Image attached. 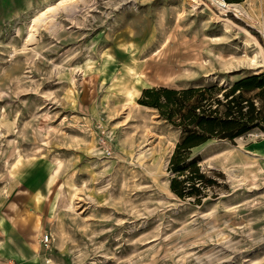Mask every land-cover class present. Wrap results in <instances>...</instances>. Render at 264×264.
Here are the masks:
<instances>
[{
    "label": "rangeland",
    "instance_id": "rangeland-1",
    "mask_svg": "<svg viewBox=\"0 0 264 264\" xmlns=\"http://www.w3.org/2000/svg\"><path fill=\"white\" fill-rule=\"evenodd\" d=\"M56 1L0 0V264H264V131L193 150L216 183L196 204L169 189L179 130L138 104L264 73L223 20L259 24L213 0H79L31 30ZM23 182L44 203L30 253L7 225Z\"/></svg>",
    "mask_w": 264,
    "mask_h": 264
},
{
    "label": "trees",
    "instance_id": "trees-1",
    "mask_svg": "<svg viewBox=\"0 0 264 264\" xmlns=\"http://www.w3.org/2000/svg\"><path fill=\"white\" fill-rule=\"evenodd\" d=\"M227 4L243 0H223ZM257 39L258 33L229 15ZM138 104L153 109L180 135L167 171L170 191L196 204L208 197L215 181L206 176L201 157L193 150L212 140L233 142L253 130L264 131V73L242 76L224 85L198 84L186 88L150 87L141 91Z\"/></svg>",
    "mask_w": 264,
    "mask_h": 264
},
{
    "label": "crops",
    "instance_id": "crops-1",
    "mask_svg": "<svg viewBox=\"0 0 264 264\" xmlns=\"http://www.w3.org/2000/svg\"><path fill=\"white\" fill-rule=\"evenodd\" d=\"M256 1L257 0H243L240 3H231L227 5H232V7H236L240 11H245L244 13L249 23L259 24L260 30L257 29V27H253V30L258 33L260 39V34H262V38H264V26H262L264 25V23H262L264 22V0H260V2ZM250 148L256 155L264 157V141L253 143L250 145ZM15 191L16 197L9 209L10 223L7 224L8 231L12 237L30 253L35 246L33 242L34 239L39 237L42 231V219L38 212L44 203L42 199H40L41 196L38 192H32L31 188L25 182L21 183ZM25 257L21 258V256L19 257V255H17V257L13 258L16 264L36 263L35 260H30V257L28 259L26 257L28 261L26 262Z\"/></svg>",
    "mask_w": 264,
    "mask_h": 264
},
{
    "label": "bare ground",
    "instance_id": "bare-ground-1",
    "mask_svg": "<svg viewBox=\"0 0 264 264\" xmlns=\"http://www.w3.org/2000/svg\"><path fill=\"white\" fill-rule=\"evenodd\" d=\"M77 1L79 0H57L55 3L53 4H49V5H46L42 10H40L39 12H37V14L32 18L31 20V25H30V29L34 30V27L40 23V22H46L48 16H50L51 14H55L56 11H59L58 9H66L68 8L70 5H74L73 3H76ZM193 3H197L198 0H191ZM216 2V0H213ZM218 4V6H220L221 8H226L227 6H229V8L231 7V10L234 11L237 15H240L242 16V11H240L238 8H235V7H232V5H226V4H223L222 2H216ZM251 3V2H250ZM249 3V4H250ZM243 5V4H242ZM228 8V9H229ZM247 9V8H246ZM245 12V11H244ZM57 13V12H56ZM234 14V13H233ZM235 14V15H236ZM244 16V15H243ZM51 18V17H50ZM241 19V17H238ZM53 19V18H52ZM253 19V18H252ZM254 20V19H253ZM259 20V19H258ZM225 25H224V31L226 32L227 29H229L230 26H234V27H237V29H241L245 34V37L243 38L242 40V44L243 46H245L246 48H249L250 46V42L252 43V46L255 47V48H258V50L254 51L252 56L249 57V60L250 62L255 65L257 64V62L259 61L260 63V66L261 65H264V51H262L259 43L254 39V37L249 34L246 30L236 26L235 24H233L232 22L228 21V20H223ZM249 21V20H248ZM50 23H52L51 21H49ZM261 22V21H260ZM221 23V22H220ZM251 23V22H250ZM264 23V22H262ZM44 24V23H42ZM47 24V23H46ZM51 25V24H50ZM264 26V25H262ZM233 28V27H231ZM47 29V28H46ZM48 29H51V28H48ZM231 30V29H229ZM29 39L32 38V33H30L28 35Z\"/></svg>",
    "mask_w": 264,
    "mask_h": 264
},
{
    "label": "built area",
    "instance_id": "built-area-1",
    "mask_svg": "<svg viewBox=\"0 0 264 264\" xmlns=\"http://www.w3.org/2000/svg\"><path fill=\"white\" fill-rule=\"evenodd\" d=\"M216 2H222L223 4H226L223 0H216ZM217 4V3H216ZM218 5V4H217ZM227 5V4H226ZM227 8V7H226ZM261 171L262 173H264V158L261 159ZM41 243L44 246H47L49 243V236L48 235H44L41 239Z\"/></svg>",
    "mask_w": 264,
    "mask_h": 264
}]
</instances>
